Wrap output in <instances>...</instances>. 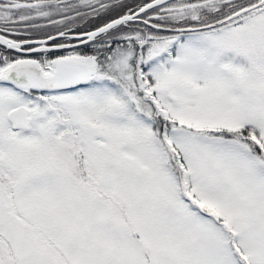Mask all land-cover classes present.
<instances>
[{"label":"snow or ice","instance_id":"6c2138e0","mask_svg":"<svg viewBox=\"0 0 264 264\" xmlns=\"http://www.w3.org/2000/svg\"><path fill=\"white\" fill-rule=\"evenodd\" d=\"M0 264H264V0H0Z\"/></svg>","mask_w":264,"mask_h":264}]
</instances>
